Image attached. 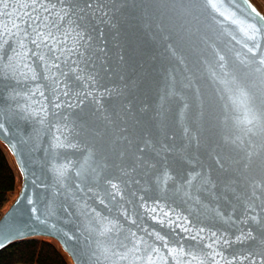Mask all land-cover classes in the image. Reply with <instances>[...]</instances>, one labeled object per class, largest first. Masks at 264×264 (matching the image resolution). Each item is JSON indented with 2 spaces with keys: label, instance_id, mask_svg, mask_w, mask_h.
Listing matches in <instances>:
<instances>
[{
  "label": "water",
  "instance_id": "water-1",
  "mask_svg": "<svg viewBox=\"0 0 264 264\" xmlns=\"http://www.w3.org/2000/svg\"><path fill=\"white\" fill-rule=\"evenodd\" d=\"M33 3L68 6L63 53L32 42L46 14ZM0 147L18 179L0 249L41 238L69 264H264L261 2L0 0Z\"/></svg>",
  "mask_w": 264,
  "mask_h": 264
},
{
  "label": "trees",
  "instance_id": "trees-1",
  "mask_svg": "<svg viewBox=\"0 0 264 264\" xmlns=\"http://www.w3.org/2000/svg\"><path fill=\"white\" fill-rule=\"evenodd\" d=\"M16 184V176L0 147V212ZM0 264H69L54 242L41 238L16 241L0 249Z\"/></svg>",
  "mask_w": 264,
  "mask_h": 264
},
{
  "label": "snow or ice",
  "instance_id": "snow-or-ice-1",
  "mask_svg": "<svg viewBox=\"0 0 264 264\" xmlns=\"http://www.w3.org/2000/svg\"><path fill=\"white\" fill-rule=\"evenodd\" d=\"M33 7L37 8V9H41L46 14L43 17H40L39 15H37V19L40 20V23L38 25H36V30L31 33L32 42L34 44H36V46L38 48H43L47 52H51L52 49H55L57 52L63 53L65 51V49H57V44L59 43V41L57 40V37L59 36V37L63 38L65 41L68 40V37L65 35L64 32H62L58 29L57 25L63 24L64 21H67L68 24L72 23L71 19L67 16V12H66V9L68 6L64 5V4H61L59 6H57L55 4H47V5H44L42 7V5L39 3H33ZM213 7H215V5H213ZM48 8H55L56 11L52 12V13H48L47 12ZM56 15H59V19L53 21L50 17L56 16ZM64 27L67 28L68 32L72 31V27H68L67 24H64ZM4 30L7 31V29H4ZM28 35H29L28 32L24 33V36H28ZM80 35L82 38V33ZM23 44H24V41L21 40L20 41L21 53L23 51H25V49L23 48ZM49 46H51V48H49ZM72 46L74 48H77V49H79V47H80V45L78 43H76V41H72ZM253 51H255V49H253ZM52 59H55V55L52 56ZM41 60L44 61L46 64H49V66H51V61H49L46 56L41 55ZM27 70L31 71V69H27ZM53 75H55V73H53ZM66 167H71V165L69 164ZM57 172L60 176H63L65 174V166L58 167ZM195 175H196L195 172L191 173L189 175V179H191ZM168 178H169V173L167 172V170H164L160 174V176L157 177V181L162 182V180H167ZM205 183H207V181H205ZM112 190L114 192L117 191L118 186L116 184H113ZM106 223L109 226H112L116 222L109 220ZM156 238L162 239V240L167 239L166 237H160L159 234H156ZM238 238L242 239L243 237L241 236ZM136 243L139 244V243H142V241L136 240ZM164 247L167 249L169 256H171L174 259H179L180 257L184 256L185 254H187L190 258L192 256L191 252L185 253L183 248H180V249L169 248L167 243H165ZM156 251H158V250H156ZM165 259H167V257H165Z\"/></svg>",
  "mask_w": 264,
  "mask_h": 264
},
{
  "label": "rangeland",
  "instance_id": "rangeland-1",
  "mask_svg": "<svg viewBox=\"0 0 264 264\" xmlns=\"http://www.w3.org/2000/svg\"><path fill=\"white\" fill-rule=\"evenodd\" d=\"M259 1L261 2L262 6H263V8H264V0H259ZM5 154H6V153H5ZM6 156H7V159H8V161H9L10 165L12 166V164H11V162H10L9 157H8L7 154H6ZM15 176H16V181H18V179H17V174H16V173H15ZM14 193H15V190H13V192L10 193V195H9V197H8V199H7V201L4 203V205H3L2 208H1V212L7 207L8 203L11 201V199H12Z\"/></svg>",
  "mask_w": 264,
  "mask_h": 264
}]
</instances>
